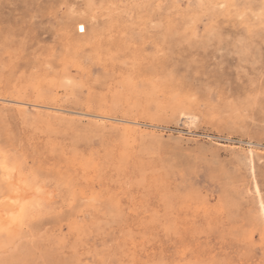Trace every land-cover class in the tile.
Instances as JSON below:
<instances>
[{
  "label": "rangeland",
  "instance_id": "rangeland-1",
  "mask_svg": "<svg viewBox=\"0 0 264 264\" xmlns=\"http://www.w3.org/2000/svg\"><path fill=\"white\" fill-rule=\"evenodd\" d=\"M0 153V264H264V0H0Z\"/></svg>",
  "mask_w": 264,
  "mask_h": 264
},
{
  "label": "bare ground",
  "instance_id": "bare-ground-1",
  "mask_svg": "<svg viewBox=\"0 0 264 264\" xmlns=\"http://www.w3.org/2000/svg\"><path fill=\"white\" fill-rule=\"evenodd\" d=\"M12 170L13 169L5 162L4 155L0 153V227H3L6 223H11V219L19 216L21 211L24 210L25 199L27 198V194H25L22 188L23 186L20 185L23 180L18 181L15 179ZM262 213L264 214L263 209ZM22 214H24V212Z\"/></svg>",
  "mask_w": 264,
  "mask_h": 264
},
{
  "label": "built area",
  "instance_id": "built-area-1",
  "mask_svg": "<svg viewBox=\"0 0 264 264\" xmlns=\"http://www.w3.org/2000/svg\"><path fill=\"white\" fill-rule=\"evenodd\" d=\"M78 32L79 33H83V30L81 28H79Z\"/></svg>",
  "mask_w": 264,
  "mask_h": 264
}]
</instances>
